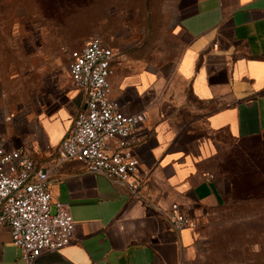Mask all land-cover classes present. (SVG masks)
<instances>
[{
	"label": "crops",
	"instance_id": "crops-1",
	"mask_svg": "<svg viewBox=\"0 0 264 264\" xmlns=\"http://www.w3.org/2000/svg\"><path fill=\"white\" fill-rule=\"evenodd\" d=\"M146 29L147 55L159 58H145V47L122 60L114 53L109 77L121 111L145 115L126 141L143 184L132 194L78 161L53 165L83 108V93L71 85L40 119L43 144L22 145L50 168L52 206L67 204L73 219L70 243L35 264H182L196 237L170 227L171 203L192 217L222 205L226 192L212 166L234 146L264 167V0H165ZM0 264H22L5 227Z\"/></svg>",
	"mask_w": 264,
	"mask_h": 264
},
{
	"label": "rangeland",
	"instance_id": "rangeland-1",
	"mask_svg": "<svg viewBox=\"0 0 264 264\" xmlns=\"http://www.w3.org/2000/svg\"><path fill=\"white\" fill-rule=\"evenodd\" d=\"M163 2L0 0V141L30 149L43 144L40 119L69 90L71 53L91 36L99 35L121 60L143 47L145 58L158 59L147 55L146 24ZM236 153L234 146L213 162L225 201L195 216V245L182 264H264V167L242 168L234 177Z\"/></svg>",
	"mask_w": 264,
	"mask_h": 264
},
{
	"label": "built area",
	"instance_id": "built-area-1",
	"mask_svg": "<svg viewBox=\"0 0 264 264\" xmlns=\"http://www.w3.org/2000/svg\"><path fill=\"white\" fill-rule=\"evenodd\" d=\"M113 57L112 48L99 35L71 53L68 75L71 85L83 93V108L56 146L53 165L78 161L87 172L101 174L137 194L143 180L126 141L145 115L122 112L110 97ZM49 173L50 168L36 165L25 146L8 148L0 141V227L8 229L22 264H35L41 253L59 250L72 238L68 205L56 202L52 206ZM165 216L175 231L196 225L195 217L175 202Z\"/></svg>",
	"mask_w": 264,
	"mask_h": 264
},
{
	"label": "trees",
	"instance_id": "trees-1",
	"mask_svg": "<svg viewBox=\"0 0 264 264\" xmlns=\"http://www.w3.org/2000/svg\"><path fill=\"white\" fill-rule=\"evenodd\" d=\"M234 156V155H233ZM253 156L254 154L251 152H246V151H237L236 155L234 156L235 158V164L233 163L232 165L234 166L232 171L234 177L238 176V173L241 171L242 168H250V169H260L257 167H253ZM239 161H243L242 163L239 164V166H237L238 164H236ZM237 169V170H235ZM243 171V170H242ZM232 184V181L230 182Z\"/></svg>",
	"mask_w": 264,
	"mask_h": 264
}]
</instances>
